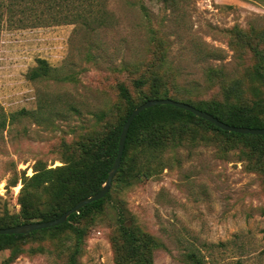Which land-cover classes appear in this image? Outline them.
Returning <instances> with one entry per match:
<instances>
[{"label":"rangeland","instance_id":"374dc122","mask_svg":"<svg viewBox=\"0 0 264 264\" xmlns=\"http://www.w3.org/2000/svg\"><path fill=\"white\" fill-rule=\"evenodd\" d=\"M95 10L107 20L94 31L2 27L0 218L21 213L23 185L14 180L78 159L81 143L126 115L121 84L135 104L156 76L195 105L264 99V0H98ZM40 60L51 72L31 79ZM190 127L181 144L150 153L148 178L136 177V149L129 176L114 178L102 209L71 222L82 235L79 264H123L122 221L156 241L152 264H264V156L259 167L237 139ZM34 208L53 211L49 203ZM77 236L70 228L30 236L22 254L0 251V264H71Z\"/></svg>","mask_w":264,"mask_h":264},{"label":"trees","instance_id":"16d2710c","mask_svg":"<svg viewBox=\"0 0 264 264\" xmlns=\"http://www.w3.org/2000/svg\"><path fill=\"white\" fill-rule=\"evenodd\" d=\"M97 6L98 0H0V37L5 24L23 28L76 24L86 31H94L105 26L107 20L106 17L99 15L100 10H95ZM103 12L106 13L105 10ZM258 54L262 59L264 58L263 52L258 51ZM39 63L40 66L32 71L31 79L49 76L51 68L47 62L40 60ZM257 68L258 73L262 75L260 65ZM145 83L146 80L143 79L136 81L139 88ZM149 88V92L141 97L139 103L135 104L127 87L123 84L119 85L120 97L128 106L126 115L103 134H94L81 143L78 147L80 151L78 159L70 157L66 165L55 169H37L32 176H26L24 172L19 179L14 180L11 186H16L18 180L23 185L20 194L21 213L12 217L0 218V228L57 219L80 200L98 193L115 162L125 121L134 109L146 101L172 99L192 105L232 126L264 128V99H259L252 106L229 104V102L225 104L205 102L203 105H195L172 96L168 83L158 76L154 77ZM225 96L228 97V94L226 93ZM6 120L7 117L0 105V128L5 126ZM195 123L202 126L207 125L225 137L237 139L249 149L250 156L257 166L262 167L260 159L264 156V135H245L224 131L189 111L171 105H159L141 112L132 122L121 165L114 178H119L121 173L126 177L129 176L130 167L135 161L133 159L135 150L138 148L142 150L143 155L136 177L139 179L150 177L154 164L150 153L181 144L186 137L193 134L190 126ZM109 197L110 191L102 199L83 207L80 213L69 216L68 220L59 226L27 235H0V251L10 249L13 250V255H20L23 249L19 243L25 238L70 228L74 229L78 235L76 249L70 255V263L79 264L76 257L80 250L82 235L79 229L72 227L71 222L83 218L92 209L101 210ZM29 198H32L33 204L29 203ZM40 202L49 203L53 211L40 213L37 208H34ZM119 234L122 248L125 250V255L120 262L123 264H152L150 248L151 245L156 244V241L151 236L141 233L131 222L123 221L119 223Z\"/></svg>","mask_w":264,"mask_h":264},{"label":"water","instance_id":"95a60500","mask_svg":"<svg viewBox=\"0 0 264 264\" xmlns=\"http://www.w3.org/2000/svg\"><path fill=\"white\" fill-rule=\"evenodd\" d=\"M159 105H171L176 108L189 111L192 114L196 115L197 117L202 118L216 125L218 128L224 131L245 134V135L247 134L264 135V128H249V127L232 126V125H229L227 123L220 121L213 115L205 111H202L200 109H197L194 106L189 105L184 102H179V101H175L172 99H153V100L146 101L145 103H143L142 105L134 109L132 113L129 115V117L127 118V120L125 121L121 134H120V138H119L118 153H117L115 162L108 173V178L106 182L102 185L98 193L80 200L74 207L66 211L63 215H61L57 219L50 220V221L25 223L23 225H18V226L8 227V228H0V235H27L35 231H40L43 229L59 226L65 223L68 220L69 216H71L72 214L80 213V210L86 205L91 204L105 197V195L110 191L111 186L114 181V177L121 165L122 156H123V152L125 149V143H126L129 129L131 127L132 122L141 112L149 108L159 106Z\"/></svg>","mask_w":264,"mask_h":264}]
</instances>
